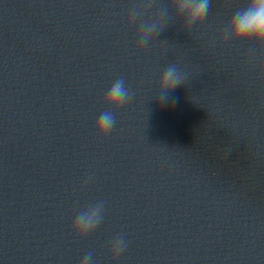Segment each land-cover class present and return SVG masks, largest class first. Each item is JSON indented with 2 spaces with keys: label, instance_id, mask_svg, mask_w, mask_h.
<instances>
[{
  "label": "water",
  "instance_id": "water-1",
  "mask_svg": "<svg viewBox=\"0 0 264 264\" xmlns=\"http://www.w3.org/2000/svg\"><path fill=\"white\" fill-rule=\"evenodd\" d=\"M247 2L210 0L188 31L170 0H0V264H264V46L218 39ZM169 64L184 84L161 105ZM118 78L132 99L101 140ZM98 201L100 225L76 236Z\"/></svg>",
  "mask_w": 264,
  "mask_h": 264
},
{
  "label": "clouds",
  "instance_id": "clouds-1",
  "mask_svg": "<svg viewBox=\"0 0 264 264\" xmlns=\"http://www.w3.org/2000/svg\"><path fill=\"white\" fill-rule=\"evenodd\" d=\"M151 2L142 7H133L129 10L128 24L136 25L141 9L150 6ZM169 7L174 8L178 17L183 19L184 28L191 31L201 25L210 10V0H170ZM162 17L151 23L138 26L136 31V47L143 49L149 41L158 34ZM218 39L222 43L252 44L264 46V0H248L246 6L237 9L227 25L221 31ZM259 80L264 86V65L259 70ZM184 84L182 71L175 65L169 64L162 72L159 83V103L174 104L171 93ZM133 93L123 78L114 80L103 97V103L108 109L98 116L94 130L101 140L111 134L116 125L115 112L126 107L132 99ZM85 185L88 183L86 180ZM104 203L98 201L77 213L72 223V232L78 237L91 235L103 219ZM127 240L123 234L113 238L110 245L112 258L117 259L127 248ZM80 264H92V254H86Z\"/></svg>",
  "mask_w": 264,
  "mask_h": 264
}]
</instances>
